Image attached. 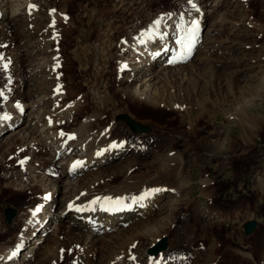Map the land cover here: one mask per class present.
<instances>
[{
    "label": "rangeland",
    "instance_id": "374dc122",
    "mask_svg": "<svg viewBox=\"0 0 264 264\" xmlns=\"http://www.w3.org/2000/svg\"><path fill=\"white\" fill-rule=\"evenodd\" d=\"M8 1L9 5L22 2ZM204 1L199 6L205 5L208 14L201 28V42L193 56L186 63L182 61L185 68L168 65L170 54L153 68L157 73L173 68L169 72L171 84L178 90L181 86L175 97L181 106L178 112L163 106L155 111L126 100V82L118 76L119 66L126 53L128 63L133 62V55L122 52L125 43L121 40L135 44L140 26L143 28L155 18L175 21L179 23L176 28L184 17L191 22L194 7L189 0H33L32 12L23 4L17 15L10 9L8 12L6 1L0 0V7L7 11L5 20L0 19V46L5 40L0 51V117L7 108L13 106L10 110L15 111V105L25 101L33 105L22 112L24 120L17 128L36 127L35 112L47 109L45 112L52 116L61 112L53 117L57 121L56 134L66 132L62 137L86 129L92 135L99 132V139L106 133L117 139L127 138L125 142L131 143L127 152L112 156L99 168L89 169L111 173L115 182L134 170L147 178L153 175L155 181L165 173L166 155L184 153L182 172L189 178L187 183L177 194L173 185L170 193L164 188L170 197L164 198L151 216L165 219L168 227L159 238L167 237L168 246L154 258L163 255L161 264H264V0ZM3 13L4 10L0 15ZM175 35L179 38L180 31ZM53 60L59 61L57 74L50 69L55 64ZM183 69L187 72L184 78L177 73ZM55 83L65 91L54 102ZM183 88L187 89L184 94ZM95 91L105 103L95 98ZM190 91L195 95L186 96ZM195 101H201L199 106L205 111L202 115ZM248 101L252 105L247 106ZM188 106L192 110L184 112ZM98 109L104 110L102 115L90 119ZM243 110L254 123H248L247 132L237 120ZM122 114L149 130L132 129ZM40 120V124L45 122L43 116ZM7 133L11 130L0 136V264H6L4 256L22 232L29 234V239L20 249L18 263L86 264L88 253L80 256L82 244L76 245L67 233V227L74 223L71 218L61 219L64 226L59 228L56 220L50 221L47 230H35L31 235L32 228L25 227L29 210L43 198L47 176L52 183L60 178V160L52 157L55 147L43 138L32 143H23L20 136L7 140ZM113 141L118 140L107 142L111 145ZM25 158L30 161L23 164ZM168 163L170 166L175 162ZM171 202L176 206L173 210ZM57 205L53 213L60 211L63 201ZM9 206L17 212L13 223L5 216ZM140 219L145 217L132 221ZM248 220L258 222L252 234L244 230ZM118 227L99 232L97 239L106 237L109 241L118 231L127 229L122 224ZM41 235L47 240L35 243ZM53 238L58 241L53 243ZM60 242L67 244L59 248ZM134 242L130 251L138 255L139 264H145L150 256V239ZM48 244L51 249L45 254ZM28 250L33 254L24 258ZM106 251L102 258L99 254L101 263L107 259Z\"/></svg>",
    "mask_w": 264,
    "mask_h": 264
},
{
    "label": "bare ground",
    "instance_id": "6f19581e",
    "mask_svg": "<svg viewBox=\"0 0 264 264\" xmlns=\"http://www.w3.org/2000/svg\"><path fill=\"white\" fill-rule=\"evenodd\" d=\"M2 1H6V3L4 4L6 6L8 5L6 7V10L8 11L10 9V12L14 13V15L19 14L17 13V11L23 4H26L25 6L23 5L26 10H30V12H32L31 9L33 7L30 8V6H33V0H24V3L22 0L21 3L17 2L13 5H9L10 1L8 0ZM199 2L202 3L205 1L192 0V3H197L198 7L192 8L194 9V12L191 15V22L193 20L199 21V32L197 33L195 45L192 48L191 54L187 59H176L177 53L181 48L179 41L185 34V31L191 26V22H189L185 17L183 18L182 25L179 26V28H176L179 23L177 24V22L175 23V21L169 23L164 18H155V16V19L152 22L145 24L143 28L142 25L140 26V33H138L136 36L135 44L129 45V43L127 42H129L130 40H121V42H123L122 44L125 43L123 45V48H121L122 52H128V54L130 53V55H133V62L128 63L125 62L128 60L126 53L124 57L125 59L122 58V62L119 66L118 76L120 79L122 78L126 82V88L124 89L126 100L129 99L132 103L139 104L144 107H149L150 109H153L155 111H157L158 106H163L165 107V109L171 111H181V106L179 104H176L177 98H175L178 95V93H176V90H181V86H179L178 90V87L175 89V85L171 84L169 72L173 68L166 67L162 69L163 71L160 73L154 71L155 69L153 68H155L154 66L158 61L160 62L163 58L168 57L169 54L170 56L168 65L175 64V68H185V64H182V61L186 63L197 50L201 42V28L208 14L205 5L200 7L201 3ZM3 10L5 11V13H3V15H0V19L2 18V21L5 20L7 11L5 10V8L0 7V12ZM157 20H160V23L158 25L156 24ZM177 31H180L179 38L178 35H175ZM4 41L5 40L2 41L0 51L2 48H4ZM6 46H8V43ZM174 60L176 62H172ZM52 62H55V64L51 65L50 69H55L56 72L54 71V73L57 74L59 61L53 60ZM177 63H179V65H176ZM177 73L182 74V78H184V76L187 74L185 69H183L182 71H178ZM57 77L59 76L57 75ZM57 85L55 83L53 86L55 87V90L52 89L54 92L52 97V99H54V102L56 99L58 100V97L60 98L61 93L63 94V92L65 91V88L63 90L61 86V89H58L56 87ZM186 90V88H183V94L187 92ZM192 92L193 91L188 92L186 96L192 97L193 95H195L194 92ZM93 95L95 96V98L99 99L102 104L105 103L102 96L96 93V91L93 93ZM249 101L246 104L247 106L252 105V102L249 103ZM8 102H10V98ZM189 103H191V101H189ZM194 104L198 106V114L202 115V113H204L205 111L201 109L202 107L199 106L202 104L201 101H195ZM32 105L33 103L31 102H20L15 105L17 106L15 111L10 110L13 109V106H11L10 109L7 108L8 110L2 113V116L0 117V136L2 134L4 135L5 132L11 130L10 134L7 133V140L20 136L23 143H32L38 140L41 141L43 138L44 140H46L47 144L49 143L50 147H55V151L52 153V157L54 159L58 158L60 160V178L54 180V182L52 183L51 179L47 176L44 185L46 189L42 200H40L36 205H33L32 210H29V219H26V217V220H24L26 229L32 228L30 235L35 230H47V228H49V224L53 223L55 220L57 222L55 224L56 228H59V226L62 224L61 219L69 217L73 220L74 223H70V225L67 227V233H69L68 235H70V239L72 240V242H76V245L77 243L82 244L80 250L81 254H79L80 256H83L84 253H88L89 259L86 260V264H139L140 258L136 253L134 254L133 251H130L132 249L130 247L135 243V240H142L147 238L150 239L149 245L151 246L155 244L157 240L166 232L165 229L168 227L167 224H165V219H155L151 216L156 213L154 210L161 204L162 200L164 198L170 197V194L165 193L166 191H164V188H167V192L170 193L172 191L169 189H171V186L173 185V192L175 191V193L177 194L179 193L181 187L187 183L188 177H185L182 172V169L186 162L184 153L176 151L175 153L172 152L176 154H173L174 156H169L168 154L165 156V158L163 157L164 160H166V163H164V166H166V169L164 170L165 173L163 174L162 172L163 176L155 178V181L153 175H149V177L151 178H147L146 176H142V173H136V171L134 170L131 171V174L125 175V178L123 180L119 182L116 181V183L115 181H113L114 177L111 175V173H107L106 171L101 172L98 169L97 171L90 172L89 169L99 168L101 167L100 165L103 166L105 162L109 161L112 156L124 154L125 152H127V150L131 148V143L129 141L125 142V139L127 138L121 137L120 139H117L113 138L112 135L111 137L109 133H106L103 137L101 136V139H99L100 136L98 135L99 137H97V134H100L99 132H97L96 135H92V133H89L88 131H86V129L77 132H71L62 137V135L66 134V132L64 133L63 131L58 130L61 133H59L60 135L56 134L57 121L53 117L60 114L61 112L56 114L54 113L55 115L52 116V114H47L45 112L47 111V109L35 112L36 119L34 121L35 124L38 123L36 127H28L26 129L17 128L24 120L22 112H25L27 106ZM190 110H192V107L188 106V108L185 109L184 112H190ZM8 111H11L13 113H9ZM103 112L104 110L102 109L95 110L93 112L94 115H91L90 119H94L96 117L95 115L97 114L102 115ZM122 115V117H130L127 114ZM42 116L43 118H45V122H42V124H40L39 121H41L40 119L42 118ZM237 120L240 128L244 132H247L248 123L252 122V124H254L251 118H248V115L244 110L243 115L238 117ZM257 121L258 120H255L254 122L257 124ZM128 125L131 126L130 122H128ZM16 129L19 130L16 131ZM75 133L77 135V138L75 137ZM123 135L124 133L122 134V136ZM39 136H42L41 139L39 138ZM108 140L118 141H113V144L109 145V143L107 142ZM245 140L247 139L245 138ZM51 141H53V144H51ZM133 147H135V145ZM136 147H138V142L136 143ZM77 161H80L81 164L76 165ZM168 161H174L175 163L174 165L170 164V166L172 165L170 167ZM22 163H20V165H22ZM84 170H88L89 172L81 175ZM148 170L151 169L148 167ZM78 174L82 177L76 180L79 176ZM170 175L172 176L171 181H169ZM103 176H109V178L107 179ZM158 178L161 180L160 184L158 183L159 181H157L159 180ZM63 179L67 181H65L66 183L62 184L61 181ZM101 180H104L103 184L101 183ZM40 181H38L37 184L41 183ZM204 183L206 184L208 182L204 181ZM150 189L152 190L151 192ZM113 192H115V195L112 194ZM109 198H111V200H109ZM117 200H119L120 202L117 203ZM62 201L63 205L59 207L60 211L58 213H53L52 210L54 208V205L58 206L57 204ZM174 201H177L176 198ZM47 205H51L50 208H46L47 210H45L44 212L40 211V213L39 210L45 209ZM169 206L171 210L176 208L175 204L172 202L169 204ZM132 211H135V213L131 214ZM138 216H143L145 217V219H140L133 222L132 219ZM120 224H122L123 227L127 226V229L124 228L121 231H118V233H116L117 235L114 236V239L109 238V241L106 239V237L97 239L96 236L99 232L103 233L107 231V228L108 230H117ZM128 225L130 227H128ZM84 230H86L87 233H84ZM95 230L100 231L96 232ZM28 235L29 234H27L26 232L20 233L17 241H14L15 244L11 247V249H9L10 251H6L7 253L4 256V258L6 259V264H15V262L16 264H20L22 262L19 261L18 263L17 257L20 254L21 247L23 248L27 243V240L29 239ZM53 239V243H56L58 241V239L56 238ZM41 240L44 241L47 240V238H43L42 235L38 236L35 243L39 241L41 242ZM64 244L67 243L60 242L59 248ZM46 247L47 249H45V254H47V252L51 249V244H48ZM106 249V252H108V254L106 255L107 259L106 261H103V263H101V260L103 259L99 260L98 258H102V256L105 255L104 250ZM134 249L135 248H133V250ZM31 252V250H28L26 255H24V258L29 254H33ZM0 253L3 252H1L0 250ZM61 258H64L63 255H61ZM162 259L163 255H160L156 258L147 256L145 264H161ZM261 259L264 262V252L261 254Z\"/></svg>",
    "mask_w": 264,
    "mask_h": 264
},
{
    "label": "water",
    "instance_id": "95a60500",
    "mask_svg": "<svg viewBox=\"0 0 264 264\" xmlns=\"http://www.w3.org/2000/svg\"><path fill=\"white\" fill-rule=\"evenodd\" d=\"M126 118L128 122H130L132 129L134 130H142V131H148L149 127L145 126L136 120L130 118V117H123ZM17 212L15 208L13 207H7L5 209V215L8 222H12V219L16 216ZM257 227V221L256 220H248L245 222L244 229L247 234H250L253 232V230ZM168 245V240L166 237H163L161 240H159L154 246H151L148 250V252L155 256L157 255L161 250L165 249Z\"/></svg>",
    "mask_w": 264,
    "mask_h": 264
},
{
    "label": "snow or ice",
    "instance_id": "6c2138e0",
    "mask_svg": "<svg viewBox=\"0 0 264 264\" xmlns=\"http://www.w3.org/2000/svg\"><path fill=\"white\" fill-rule=\"evenodd\" d=\"M190 3H192V0H189ZM192 6L195 8L196 5L194 3H192ZM31 7H35V6H30ZM160 23V20L156 21V24L158 25ZM199 32V21L197 20H193L191 22V26L185 31V34L181 37L179 43L181 45V48L179 50V52L177 53V58L176 59H187L192 51V48L195 45L196 42V38H197V33ZM172 62H176L175 60ZM6 67V65H5ZM81 164L80 161L76 162V165ZM75 167V165H74ZM109 200H111V198H109ZM117 203H119L120 201L117 200ZM15 254V253H14ZM134 259V257H133Z\"/></svg>",
    "mask_w": 264,
    "mask_h": 264
}]
</instances>
